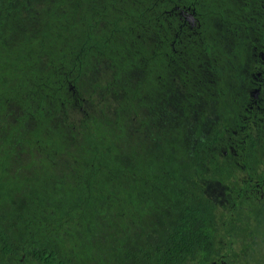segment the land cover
<instances>
[{
  "label": "trees",
  "instance_id": "16d2710c",
  "mask_svg": "<svg viewBox=\"0 0 264 264\" xmlns=\"http://www.w3.org/2000/svg\"><path fill=\"white\" fill-rule=\"evenodd\" d=\"M212 35L264 45V0H0V264H239L264 248L206 194L224 166L191 69Z\"/></svg>",
  "mask_w": 264,
  "mask_h": 264
},
{
  "label": "flooded vegetation",
  "instance_id": "af4514ba",
  "mask_svg": "<svg viewBox=\"0 0 264 264\" xmlns=\"http://www.w3.org/2000/svg\"><path fill=\"white\" fill-rule=\"evenodd\" d=\"M176 16L184 23L177 29L185 27L200 37L196 14L180 11ZM253 37L231 51L227 39L221 42L212 35L211 49L191 69L192 85L201 93L195 94L208 113L209 135L218 142L214 151L224 166L217 174L222 181H214L223 186V196L210 198L218 200L233 234L248 237L264 232V45ZM170 46L173 54H181L174 42Z\"/></svg>",
  "mask_w": 264,
  "mask_h": 264
},
{
  "label": "rangeland",
  "instance_id": "374dc122",
  "mask_svg": "<svg viewBox=\"0 0 264 264\" xmlns=\"http://www.w3.org/2000/svg\"><path fill=\"white\" fill-rule=\"evenodd\" d=\"M88 80L92 83H102L105 84V75H102L101 73H97L96 75L92 76H88ZM97 81V82H95ZM178 87L180 88L179 93L180 94H185V87H183V85H178ZM89 88H91V85H89ZM87 88V89H89ZM102 97L103 95L101 93H96V100H95V104H98L100 106L101 105V101H102ZM202 97H205V95H203ZM91 105V104H90ZM89 103L85 104L79 111L77 110H73L72 109H68L70 112V115H72L73 118L77 119L79 118L84 112H88V111H92L91 109L95 110V106H90ZM111 106H115V104L113 103ZM81 111V112H80ZM69 115V114H68ZM206 194L208 197H213V196H217V197H222L223 196V186L218 184V183H211L206 187ZM220 215H218L219 217ZM263 232V231H262ZM262 232L257 233V236H253V238H256L257 242L260 241V238L263 236ZM239 238H246L245 236H239ZM211 264H213V262H211ZM239 264H264V248L261 246V244H257L255 248H251V251L249 253V255L243 259L242 261L239 262Z\"/></svg>",
  "mask_w": 264,
  "mask_h": 264
},
{
  "label": "water",
  "instance_id": "95a60500",
  "mask_svg": "<svg viewBox=\"0 0 264 264\" xmlns=\"http://www.w3.org/2000/svg\"><path fill=\"white\" fill-rule=\"evenodd\" d=\"M191 17V16H190Z\"/></svg>",
  "mask_w": 264,
  "mask_h": 264
}]
</instances>
